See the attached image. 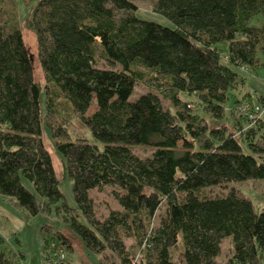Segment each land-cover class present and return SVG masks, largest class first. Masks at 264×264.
<instances>
[{"label":"trees","instance_id":"16d2710c","mask_svg":"<svg viewBox=\"0 0 264 264\" xmlns=\"http://www.w3.org/2000/svg\"><path fill=\"white\" fill-rule=\"evenodd\" d=\"M19 1L33 3L9 0L13 12L0 22V195L26 220L63 211V227L40 226L44 261L70 264L65 252L78 238L100 264H262L264 210L235 186L211 190L264 180L261 120L224 121L228 92L245 79L235 68L254 69L264 53V0H155L153 11L169 25L139 17L134 0H38L26 24L43 83L18 22ZM100 57L108 67L98 66ZM147 79L170 105L152 91L131 98ZM183 95H196L215 123ZM73 118L91 140L71 137ZM43 129L75 206L59 189ZM105 186L114 187L119 209L96 220L89 191ZM141 222L144 230L134 231ZM126 231L137 239L132 258ZM224 239L230 248L221 258ZM20 255L0 250V264Z\"/></svg>","mask_w":264,"mask_h":264},{"label":"rangeland","instance_id":"374dc122","mask_svg":"<svg viewBox=\"0 0 264 264\" xmlns=\"http://www.w3.org/2000/svg\"><path fill=\"white\" fill-rule=\"evenodd\" d=\"M38 0H33L31 6H24L20 1L17 3V17L18 22L21 25L22 34L24 42L28 48V51L33 56L34 62V74L35 78L41 83L44 82L43 74L40 70L36 53H37V41L34 32L27 27V20L32 13V8ZM138 5V16L141 18L155 20L159 23L169 25V23L153 11L155 0H134ZM13 12V7L11 6L9 0H3L0 3V22L4 21L6 18L11 16ZM257 59L259 65L254 67V69L247 68L242 70L241 68H235V70L245 77L243 83H239L235 90H230L228 92V100L225 104V119L224 121L229 125L232 122L237 123L239 120L243 125H255V123H250L245 114H241L239 109V103L243 102H257L261 105L262 102L259 101L261 96H264V53L258 50ZM100 67H108L107 61L100 57L99 64ZM154 81L149 79L137 83L135 86L134 93L131 98L135 99L140 94L148 91L157 93L161 99L162 105L164 107L170 105V100L168 96L165 95L164 91L156 89ZM246 93L250 96L247 97ZM187 99L188 103L194 104L195 108L193 112H196L201 117L207 119L209 123H215L213 118L206 113L199 99L196 95H183ZM237 101V102H236ZM238 107V108H237ZM94 106L90 108L87 114L92 113ZM261 128L264 129V106L262 107V112L260 113ZM238 125V124H237ZM71 137L73 139L77 138H87L92 139V136L87 129V127L80 122L77 118H73L72 124L69 128ZM42 138L46 148L49 150L53 158L54 168L60 179L59 189L62 191L65 197V202L70 206H75V201L73 199V194L71 192V181L64 175V169L62 161L59 155L55 152L53 147V139L48 133L47 129H43ZM131 150L141 158L150 156L151 150L144 147L133 146ZM237 187L240 192L248 197L254 206L256 211L264 210V180L261 179H249L242 182H231L225 186L216 187L211 190V194H222L227 193L231 187ZM89 197L93 203V214L96 220L105 219L112 209H119V205L114 197V187L105 186L102 188L91 189L89 191ZM63 211L60 210L58 213L54 212L50 217L44 215H37L30 217L26 220L22 216V210L16 208L7 200L6 197L0 195V236L3 241L0 242V250H3L7 255L14 259V256L20 255L18 261L15 264H47L43 257V241L40 236V226L43 222L53 223L55 227H63L66 225L63 223ZM164 215V206H161L153 219V226H157L160 217ZM140 223V222H139ZM142 223V222H141ZM60 225V226H59ZM139 225V224H138ZM144 230L143 223L141 226H136L134 231L142 232ZM132 232L131 230L129 231ZM123 243L125 249L129 251V258H132V252L137 248V239L134 236H128L127 231L123 235ZM222 256L221 258H226V254L229 253V240L224 239L221 243ZM50 251V250H49ZM107 253V252H106ZM66 259L70 264L85 263V264H100L99 256L89 251L83 242L78 238L74 241L73 251L65 252ZM264 264V262L262 263Z\"/></svg>","mask_w":264,"mask_h":264},{"label":"built area","instance_id":"2783aa9c","mask_svg":"<svg viewBox=\"0 0 264 264\" xmlns=\"http://www.w3.org/2000/svg\"><path fill=\"white\" fill-rule=\"evenodd\" d=\"M239 109L241 114H245L246 119L250 123H254L257 119L260 118V113L262 112V107L264 106L263 104L261 105L260 103L257 102H243L242 101L238 104ZM238 108V107H237ZM63 257V255H61Z\"/></svg>","mask_w":264,"mask_h":264}]
</instances>
